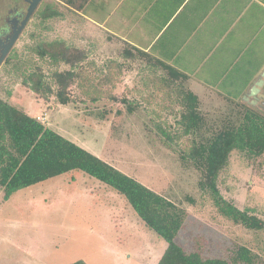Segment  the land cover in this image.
<instances>
[{"label": "rangeland", "instance_id": "374dc122", "mask_svg": "<svg viewBox=\"0 0 264 264\" xmlns=\"http://www.w3.org/2000/svg\"><path fill=\"white\" fill-rule=\"evenodd\" d=\"M64 17L61 22L48 20V29H28L15 50L29 43L31 29L41 40L75 39L68 34L71 17L67 12ZM140 60V65H144L142 60L147 61ZM6 68L0 66V97L10 93L11 104L185 208L187 214L176 240L186 251L227 258L230 249L242 244L264 263V233L248 230L220 215L198 188L197 171L179 158L185 138L168 144L156 131L151 120H155V114L174 123L173 112L161 110L158 99L150 102L153 108L138 111L137 105L146 102L127 91L128 99L138 103L131 113L123 103L89 104L80 100L83 97L72 87L75 101L59 104L50 98L44 103ZM137 69L135 64L129 70ZM148 74L149 78L159 77L164 71L158 67ZM239 100L244 101H234ZM109 107L112 109L107 112ZM117 107L121 111L115 112ZM200 108L208 118L218 119L235 105L212 94L201 101ZM218 187L236 206L252 208L264 219V153L247 158L232 151L219 174ZM139 221L124 198L80 171L19 189L7 200L2 199L0 189V264H68L78 259L87 264H155L165 242Z\"/></svg>", "mask_w": 264, "mask_h": 264}, {"label": "trees", "instance_id": "16d2710c", "mask_svg": "<svg viewBox=\"0 0 264 264\" xmlns=\"http://www.w3.org/2000/svg\"><path fill=\"white\" fill-rule=\"evenodd\" d=\"M79 1L81 6L86 0ZM59 15L51 2H45L38 11V30L48 29L47 21ZM30 31L28 40L31 42L20 51L14 48L4 62L7 72L13 74L20 85L44 103H49L50 98L59 104L75 101L73 87L83 97L79 99L89 104L106 101L119 106L123 103L126 111L134 112L138 103L128 99L126 92L115 91L121 67H113L110 74L103 75L99 67L90 71L84 48L61 37L41 40L32 29ZM145 66L144 70L161 67L164 71L159 77L152 75L143 84L156 90L151 93L150 101L145 97L146 101L158 99L156 103L161 110L173 112V125L158 114H155V120L151 119L158 134L168 144L185 138L179 158L197 171L198 188L210 198L220 215L248 230L264 233V219L252 208L236 206L218 187L219 174L226 167L232 151L247 158L264 153V112L244 101L223 98L234 103L235 108L218 119L208 118L200 108L203 99L187 88L185 74L151 57ZM8 96L10 93L6 98L0 97V189L3 200L32 184L69 171H80L124 198L142 225L165 242L155 264H264L257 253L242 244L230 249L227 258L205 257L198 250L186 251L176 240L187 214L185 208L11 104ZM118 108L115 112L121 111ZM111 109L104 110L109 112ZM187 200L193 202L191 197ZM68 264L87 263L78 259Z\"/></svg>", "mask_w": 264, "mask_h": 264}, {"label": "crops", "instance_id": "0c3cea01", "mask_svg": "<svg viewBox=\"0 0 264 264\" xmlns=\"http://www.w3.org/2000/svg\"><path fill=\"white\" fill-rule=\"evenodd\" d=\"M45 2L59 12L53 18L58 22L64 12L71 17L68 34L76 38L67 42L84 48L90 71L99 67L103 75L121 67L115 91L144 100L138 111L153 108L145 97L150 101L156 92L143 85L150 70L140 59L151 57L185 74L187 88L202 99H243L264 71V0ZM135 64L139 69L131 72Z\"/></svg>", "mask_w": 264, "mask_h": 264}, {"label": "flooded vegetation", "instance_id": "af4514ba", "mask_svg": "<svg viewBox=\"0 0 264 264\" xmlns=\"http://www.w3.org/2000/svg\"><path fill=\"white\" fill-rule=\"evenodd\" d=\"M43 1L40 0L31 13L27 15L28 3L25 0H0V56L9 45L14 33H17L14 42L7 47V53L0 66L4 64L8 55L15 48L17 42L24 37L28 29L35 27L38 29V11L43 6ZM258 108L264 112V101H259Z\"/></svg>", "mask_w": 264, "mask_h": 264}, {"label": "water", "instance_id": "95a60500", "mask_svg": "<svg viewBox=\"0 0 264 264\" xmlns=\"http://www.w3.org/2000/svg\"><path fill=\"white\" fill-rule=\"evenodd\" d=\"M39 1L40 0H25V2L28 3V14L27 15H29L31 13V11L33 10V8L36 6V4ZM16 36H17V33L15 32L14 35L12 36L10 42H9V45L14 42ZM7 47L3 51L2 55L0 56V63H1V61L4 58V56L7 53V50H8ZM263 80H264V71L261 74V77L249 87L247 93L245 94V96L243 98L244 101H246L249 105H251L253 107H258L260 100L264 101V96L260 95V90H261V88L264 85V81Z\"/></svg>", "mask_w": 264, "mask_h": 264}]
</instances>
